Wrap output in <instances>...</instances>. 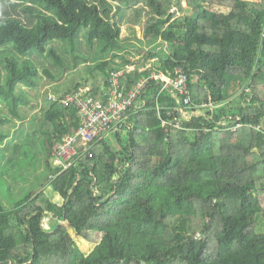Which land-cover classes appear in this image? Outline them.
<instances>
[{"label":"trees","instance_id":"16d2710c","mask_svg":"<svg viewBox=\"0 0 264 264\" xmlns=\"http://www.w3.org/2000/svg\"><path fill=\"white\" fill-rule=\"evenodd\" d=\"M190 1L0 0V167L28 187L40 173L0 206V264H264V0ZM176 69L182 128L162 125L180 99L151 77ZM111 71L124 92L146 79L140 96L62 168L80 124L62 98L106 100ZM70 230L102 238L84 253Z\"/></svg>","mask_w":264,"mask_h":264},{"label":"built area","instance_id":"2783aa9c","mask_svg":"<svg viewBox=\"0 0 264 264\" xmlns=\"http://www.w3.org/2000/svg\"><path fill=\"white\" fill-rule=\"evenodd\" d=\"M126 69H133V66L128 65ZM118 74L111 71L110 83L113 88L106 93L108 95L106 100L87 95L89 88L85 86L71 91L62 98L63 103H73L78 108L80 124L73 134L65 135L61 142L56 144L53 152L54 163L62 168L70 166L75 156L79 154L80 147L86 148L97 136L117 130L121 119L127 118V112L140 96V89L145 85L146 79H142L134 88L124 92L118 84ZM151 77L161 81L162 89L171 88L177 92L176 97L181 101L176 107L180 115H176L170 121L162 120V125L182 128L183 119L189 117L192 109L185 73L181 69H176L175 76L153 72ZM157 110L159 111V108Z\"/></svg>","mask_w":264,"mask_h":264},{"label":"rangeland","instance_id":"374dc122","mask_svg":"<svg viewBox=\"0 0 264 264\" xmlns=\"http://www.w3.org/2000/svg\"><path fill=\"white\" fill-rule=\"evenodd\" d=\"M182 5L183 6H190L191 5V1L190 0H182ZM211 9L213 10H217V11H220V10H223L222 8L219 9V7H210ZM171 11H174V8L171 9ZM142 36V29L141 27L139 26H136V27H133V26H122L121 27V39H124V38H127V37H140ZM88 53L89 54H92V53H96V47H93L92 49L88 50ZM126 57H128V59H133L134 58V55H132L131 53H127L125 55ZM153 65H156V62L153 63ZM155 67V66H154ZM80 87H83V86H80ZM0 106H3L4 105L2 103H0ZM11 137H14L15 140H18L19 144L21 143V141L25 140V135L23 137L20 136L19 139L18 136H13V129H11ZM2 164V162H1ZM0 164V165H1ZM28 170L30 172V175H29V179L30 181H33L35 182L36 184V187H31L29 185V183L26 181L21 182L19 181L17 178H15L13 175H7V174H4L5 172V169H3L2 167H0V206L3 207V208H12L14 203L22 196L21 194V191L24 193L25 191H33L32 193H36L37 191H39V179H37V177L40 175V173L38 172H34L33 171V168L31 166L28 167ZM12 176V177H10ZM24 185L27 186V190H21V187ZM35 188V189H34ZM47 192V195L51 198V200L53 202H56L58 204L61 203V197L56 193L54 192L51 188H48V190H46ZM70 233L76 243V247H78L81 251H83L84 253H88L91 248H92V245H96L98 244L100 241H101V238L98 240V241H91L89 239L88 236H85L84 233H80V234H74L71 230H70ZM103 235V234H102Z\"/></svg>","mask_w":264,"mask_h":264}]
</instances>
